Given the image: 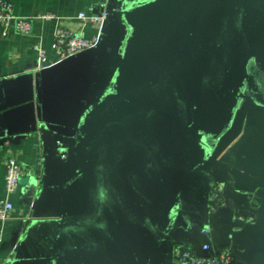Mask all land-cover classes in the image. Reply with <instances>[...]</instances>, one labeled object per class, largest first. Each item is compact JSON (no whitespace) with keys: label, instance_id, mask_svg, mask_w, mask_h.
Listing matches in <instances>:
<instances>
[{"label":"water","instance_id":"water-1","mask_svg":"<svg viewBox=\"0 0 264 264\" xmlns=\"http://www.w3.org/2000/svg\"><path fill=\"white\" fill-rule=\"evenodd\" d=\"M115 13L117 50L97 88L53 80L44 63L0 79V136L44 123L90 151L59 179L48 264H154L245 113L264 121V0H117Z\"/></svg>","mask_w":264,"mask_h":264},{"label":"crops","instance_id":"crops-1","mask_svg":"<svg viewBox=\"0 0 264 264\" xmlns=\"http://www.w3.org/2000/svg\"><path fill=\"white\" fill-rule=\"evenodd\" d=\"M10 1L15 13L22 17L53 13L86 37L99 36L101 44L98 52L88 56L59 60L52 49L54 21L34 20L29 36L14 29L4 36L0 22V79L44 63L43 70L53 80L64 81L76 75L86 81L89 91L106 81L119 40L117 0ZM105 8L111 10V18L102 26L83 25L77 19L80 12L93 15ZM260 121L263 122L262 118L254 110H248L232 143L222 149L212 166L192 184L180 221L164 239L154 264H179L180 250L201 253L205 244L212 246L210 254L230 249L232 264H264V161L258 154L252 158L259 152L255 147L260 145L259 135H264ZM247 134L250 137L246 139ZM59 152L67 155L66 160L52 158ZM12 154L27 172L20 179L17 193L10 196L14 210L7 221H0V264H48L53 237L65 214L66 202L58 188L59 179L80 168L90 151L77 136L62 135L44 123L29 133L0 136V198L6 197L7 159ZM255 158L257 161H252ZM214 186L226 191L227 206L211 213L207 196Z\"/></svg>","mask_w":264,"mask_h":264},{"label":"built area","instance_id":"built-area-1","mask_svg":"<svg viewBox=\"0 0 264 264\" xmlns=\"http://www.w3.org/2000/svg\"><path fill=\"white\" fill-rule=\"evenodd\" d=\"M77 19L83 25H104L110 19V9L105 8L99 14L88 15L80 12ZM34 20L54 21V40L52 49L55 51L59 60H66L85 52H98L101 40L99 36L86 37L82 33L66 26L61 17L53 13H38L30 17H22L15 13L14 5L10 0H0V22L3 26L2 34L7 36L11 29L17 33L29 36L32 33ZM37 48V47H36ZM55 160H66L67 155L59 152L52 156ZM27 172V168L18 160L16 155H10L7 159V171L5 177L6 197L0 198V221L5 222L9 219L14 210V203L10 196L17 193L20 187V178ZM227 193L220 186H214L208 196V209L211 213H216L227 206ZM205 232H210L205 229ZM2 238L0 237V243ZM212 246L205 244L202 252L197 253L189 249L179 251V264H232L233 253L230 249L214 251L210 254Z\"/></svg>","mask_w":264,"mask_h":264},{"label":"rangeland","instance_id":"rangeland-1","mask_svg":"<svg viewBox=\"0 0 264 264\" xmlns=\"http://www.w3.org/2000/svg\"><path fill=\"white\" fill-rule=\"evenodd\" d=\"M260 122H261V121H260ZM261 123H262L263 126H264V121L261 122ZM248 134H249V133H248ZM248 134L246 135V139H247V137H248V138L250 137V135H248ZM263 134H264V133H263ZM258 139H259L260 145H258V146L255 145V147H257V149H259V152L255 153L254 156H253L252 158H254L255 155L257 156V154H258V158H261V160L264 161V135H263L262 137L259 135V138H258ZM258 139H257V141H258ZM234 140H235V139H234ZM234 140H233V141H234ZM231 141H232V140H231ZM231 141H230L225 147L229 146L230 143H232ZM244 143H245V140H244ZM252 143H254V141H252ZM255 143H257V142H255ZM225 147H224V148H225ZM255 147L252 148V150H251L252 153H254V149H255ZM224 148H223V149H224ZM250 148H251V147H250ZM248 156H249V155H248ZM250 157H251V156H250ZM250 157H249V158H250ZM252 161H257V160H256V158H255V159L252 160ZM259 168H260V167H259ZM259 170H260V169H259ZM263 175H264V174H263ZM263 178H264V177H263ZM20 179H21V178H20ZM19 182H20V181H19Z\"/></svg>","mask_w":264,"mask_h":264}]
</instances>
